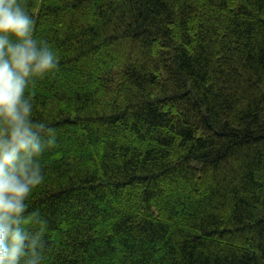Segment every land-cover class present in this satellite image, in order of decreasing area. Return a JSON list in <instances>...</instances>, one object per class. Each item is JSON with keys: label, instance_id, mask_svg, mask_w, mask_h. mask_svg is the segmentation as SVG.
<instances>
[{"label": "trees", "instance_id": "1", "mask_svg": "<svg viewBox=\"0 0 264 264\" xmlns=\"http://www.w3.org/2000/svg\"><path fill=\"white\" fill-rule=\"evenodd\" d=\"M21 2L43 264H264V0Z\"/></svg>", "mask_w": 264, "mask_h": 264}, {"label": "clouds", "instance_id": "2", "mask_svg": "<svg viewBox=\"0 0 264 264\" xmlns=\"http://www.w3.org/2000/svg\"><path fill=\"white\" fill-rule=\"evenodd\" d=\"M57 65L21 0H0V264H43V221L28 215L27 201L44 179L40 157L55 132L33 119L28 88Z\"/></svg>", "mask_w": 264, "mask_h": 264}]
</instances>
